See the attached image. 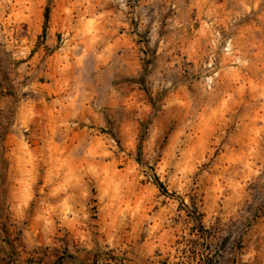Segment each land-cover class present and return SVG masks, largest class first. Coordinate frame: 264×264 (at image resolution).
Listing matches in <instances>:
<instances>
[{
  "label": "rangeland",
  "instance_id": "1",
  "mask_svg": "<svg viewBox=\"0 0 264 264\" xmlns=\"http://www.w3.org/2000/svg\"><path fill=\"white\" fill-rule=\"evenodd\" d=\"M19 1L32 206L88 233L25 220L8 264H264V0Z\"/></svg>",
  "mask_w": 264,
  "mask_h": 264
},
{
  "label": "crops",
  "instance_id": "2",
  "mask_svg": "<svg viewBox=\"0 0 264 264\" xmlns=\"http://www.w3.org/2000/svg\"><path fill=\"white\" fill-rule=\"evenodd\" d=\"M3 1L6 0H0V61H3V64H0V258L2 259L0 264H8L9 259L18 256V245L22 241L20 225L25 220H30L27 225L28 231L38 233L43 230L42 217L50 216L53 220L52 229L55 232L64 230L61 229L62 227L58 228L62 226L58 220H62L71 236L80 234L83 237L88 233L87 225L75 218L68 220L65 218L88 216V213L71 209L72 212H68L69 209L63 206L68 205L69 199L63 201L61 193L58 197L48 200V209L45 206L38 208L32 206L34 200L32 189L36 178L26 180L25 174L35 175L37 170L32 165H27L28 160L25 159L34 151L23 148L25 138L19 133L20 127L25 125L24 119L26 122L30 121L29 111H32L30 109L32 105L26 103L24 99L20 100L19 81L20 76L23 77L25 68H31L32 63L40 55L36 38L40 34L41 24H34L30 12H26V6L19 4V0L11 1V5L6 7ZM38 17L40 19V16ZM11 112L14 117H9ZM26 112L27 116H25ZM28 216L32 217L28 218ZM84 253L87 251L76 253L71 262L64 264H82L81 260L86 257ZM141 264L158 263L148 261Z\"/></svg>",
  "mask_w": 264,
  "mask_h": 264
},
{
  "label": "trees",
  "instance_id": "3",
  "mask_svg": "<svg viewBox=\"0 0 264 264\" xmlns=\"http://www.w3.org/2000/svg\"><path fill=\"white\" fill-rule=\"evenodd\" d=\"M45 18H46V20L48 19V15L47 14L45 15Z\"/></svg>",
  "mask_w": 264,
  "mask_h": 264
}]
</instances>
